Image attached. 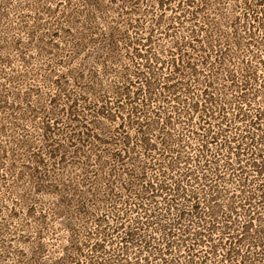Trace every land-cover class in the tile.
Listing matches in <instances>:
<instances>
[{
  "label": "rangeland",
  "instance_id": "rangeland-1",
  "mask_svg": "<svg viewBox=\"0 0 264 264\" xmlns=\"http://www.w3.org/2000/svg\"><path fill=\"white\" fill-rule=\"evenodd\" d=\"M200 1L0 0V264H38L39 237L40 262L64 264L68 234L54 211L52 191H109L108 264H139V191H145L139 187V111L171 100L157 94L156 85L170 76L179 49L192 36ZM260 1L235 0L240 9ZM89 18L111 41L96 99L70 75L67 61L72 35ZM200 92L198 83L190 85L189 96ZM102 105L111 116L104 126L112 147L122 157L108 163L103 177H94L93 163L84 177L77 164L101 135L93 112ZM158 176L150 169L147 183L155 184ZM176 180L161 179L169 185ZM182 184L186 189L180 191H205L196 177ZM217 191H264V178L252 177L249 184L226 180ZM129 232L134 240L126 242ZM92 256L84 247L73 261L85 264Z\"/></svg>",
  "mask_w": 264,
  "mask_h": 264
},
{
  "label": "trees",
  "instance_id": "trees-1",
  "mask_svg": "<svg viewBox=\"0 0 264 264\" xmlns=\"http://www.w3.org/2000/svg\"><path fill=\"white\" fill-rule=\"evenodd\" d=\"M193 21L170 76L156 85L170 105L139 111V187L145 190L139 191V264H264V191H217L226 180L264 178V0L247 9L235 0H202ZM110 45L93 18L72 35L70 75L84 81L94 99L103 92ZM196 83L201 92L189 96ZM93 117L101 135L77 165L85 177L93 163L97 178L122 151L112 147L104 126L111 120L106 106ZM150 169L159 172L155 184L146 181ZM194 177L205 191H180ZM167 178L177 180L161 181ZM52 192L68 234L63 263L83 264L73 259L86 247L93 256L85 264L95 258L108 264L109 191ZM39 239L34 256L42 264ZM124 240L133 241L134 234Z\"/></svg>",
  "mask_w": 264,
  "mask_h": 264
}]
</instances>
